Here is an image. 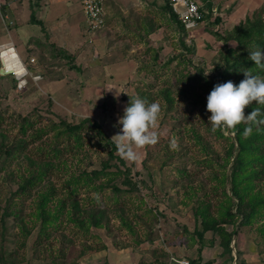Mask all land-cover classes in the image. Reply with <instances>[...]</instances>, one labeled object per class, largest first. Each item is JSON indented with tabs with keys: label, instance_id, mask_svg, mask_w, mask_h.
Segmentation results:
<instances>
[{
	"label": "rangeland",
	"instance_id": "374dc122",
	"mask_svg": "<svg viewBox=\"0 0 264 264\" xmlns=\"http://www.w3.org/2000/svg\"><path fill=\"white\" fill-rule=\"evenodd\" d=\"M46 1L0 0V46L13 41L26 64L32 53L36 57L32 65H26L30 75L23 89L12 74L4 72L0 60V116L5 117L0 144L26 145L19 146L14 159L0 165V264H168L169 258L185 254L195 264H264V205L243 225L242 216L229 224L221 223L218 214L231 207L237 211L234 185L242 194L252 188L246 200L258 189L264 195V177L257 178L246 163L233 171L234 156L228 151L233 141L238 145L235 132L229 127L213 130L206 107L207 96L219 83L217 69L225 64L221 51L237 46L232 34L246 18L264 20V0L238 18L229 17L236 5L233 1L216 12L206 9L203 25L191 32L169 16L167 3L162 11L158 0H141L125 10L127 14L118 10L120 16L114 18L121 32L112 34L113 41L120 44L138 36L134 43L124 44L138 66L129 78L108 90L87 87L92 80V73L84 68L88 58L81 59V69L72 68L78 59L70 46H61V39L71 41L75 52L86 47L63 26L48 30L40 18L29 19L32 24L26 22L24 31L18 32L29 16V3L35 7L32 15L39 16ZM76 1H63L58 7H70ZM138 30L140 35H133ZM34 70L42 71L45 80H38ZM60 78L71 87L63 97L56 88L44 86ZM145 94L151 98L148 102L160 105L154 129L157 141L133 145L135 155L129 158L125 154L128 142L116 136L122 127L118 121L131 98ZM86 116L99 119L106 140L90 129L92 125H87L88 135L80 141L67 135L57 138L50 130L53 123L75 124ZM23 117L34 122L25 132L19 127ZM44 128L41 138L32 135ZM46 162L51 168L42 180L21 192L30 171ZM101 169L104 172L94 176ZM41 191L54 195L42 207L45 218L39 207ZM201 201L206 202L202 204L208 211L205 216L224 232L204 228L205 218L194 211ZM9 203L15 214L4 217ZM95 215L101 218L100 225L92 223ZM237 226L238 234L228 240Z\"/></svg>",
	"mask_w": 264,
	"mask_h": 264
},
{
	"label": "trees",
	"instance_id": "16d2710c",
	"mask_svg": "<svg viewBox=\"0 0 264 264\" xmlns=\"http://www.w3.org/2000/svg\"><path fill=\"white\" fill-rule=\"evenodd\" d=\"M166 6L167 7H165V9L169 11V16L172 19L176 20L182 30H186V27L181 21L178 20V16L172 11L170 5L167 3ZM216 22H221V18L216 17ZM232 37L236 41L237 46L229 47L228 49L221 51L222 55L225 56V64L219 66L217 69L219 72V83L227 82L231 80L232 77H236V81L233 82L239 84L243 79H245L243 70H248L253 74H264V69L257 67L255 65V62L249 59V50H253L257 46L261 49H264V20L252 21L249 18H246L245 24L240 23L238 24V26H235ZM224 48H226V45ZM11 76L13 79H15V76ZM190 78L193 77L189 76L188 79ZM147 96L148 95L146 94L141 95V98L147 101L151 100V98H147ZM50 102L51 104H53V101L51 99ZM254 108L258 109L257 120L264 119V104H256L255 102H253L251 105L245 108V114H249ZM4 118L5 117L0 116V128L3 124ZM87 125H92L90 129L93 128L92 130L97 131L98 136L101 137V139L106 140V135L104 133L105 131L101 122L98 119H94L90 116L81 118V121L75 124H71L67 120H61L58 124L53 123L50 130L55 131L57 138L62 135H67L69 138H72L73 141H80L84 136L88 135ZM248 125L253 126V132L249 136H244V129ZM19 127L21 131L25 132L27 128L34 127V122L31 121L28 117H23ZM228 129L235 132V139L238 142V145H236L235 141H233L230 144V148L228 151L229 155L231 154L232 157L234 156L233 171L239 170L246 163L250 165L252 170H254V174L255 176H257V178L264 177V123H253L252 121H249L247 123L242 122L234 127H229ZM41 133H46V129L44 128L40 131H35L32 135L41 138ZM19 146L22 149L26 145H24L23 143L17 144L15 143V141L13 143L8 142L5 145L0 144V165H4L5 162L14 159L17 156V153L20 151ZM113 149H110L111 155H114ZM251 155H254V157L250 161H246V157H249ZM49 165L50 163L46 162L36 170L30 171V177L25 180V183H23V185L20 187V191L26 192L28 188L36 186L42 180V175L50 170L51 167H49ZM116 168V171L118 172L117 174H119V169L117 166ZM102 172H104V169H101L100 171L95 170L94 176H99V173ZM252 179L254 180L255 178L252 177ZM114 189L115 191H123L119 187H115ZM251 189L252 188H250V190ZM126 190L127 189H125V191ZM250 190H248L247 193L242 194L237 186H233V194L238 198L237 211H233V207L226 209L224 213L218 211V214L221 216V223L233 224L235 222V219L241 216L242 225L247 224L253 220L254 216L256 215V209L264 205V195L262 194L261 189H258V191H256L257 193H253V195H251L246 200L245 198L248 196ZM53 196L54 195L51 194V191L39 192V198H42L41 202L39 203V207L44 208L47 201L51 200ZM226 200H229L230 204L232 203L234 206L236 205L233 199L228 198ZM219 201L217 202L219 203ZM204 203L206 202L201 201V203H199L197 208L194 210L195 215L205 218V229H211L217 232H219L218 230L220 229L221 232H224L226 229L221 228V226L217 227L219 223L216 224V221L214 219L211 221V217L210 219H208L205 216L206 214H208V211L206 209H202V204ZM11 206V203H9V206L4 210V217L9 216L10 214H15V209H12ZM43 208L41 211L42 218H45V209ZM93 220L92 223L96 226L102 223L101 218L97 217L96 215L93 217ZM81 225H85V223L82 221ZM43 227L44 230H46V226L43 225ZM233 234H238V226L237 228L233 229L232 233H230V237L228 238V240L232 237ZM229 244L230 242L226 243L225 245L229 247ZM194 261L195 260L192 261L193 264H195ZM204 264L215 263L213 261H209Z\"/></svg>",
	"mask_w": 264,
	"mask_h": 264
},
{
	"label": "crops",
	"instance_id": "0c3cea01",
	"mask_svg": "<svg viewBox=\"0 0 264 264\" xmlns=\"http://www.w3.org/2000/svg\"><path fill=\"white\" fill-rule=\"evenodd\" d=\"M63 1H69V0H47L42 9L43 11H41V14L39 16L35 14L36 15L35 16L33 13L34 17L32 15V12L33 10H35V7H33L31 3H29V7L30 8L32 7L30 9L29 16L27 20H24L22 23H20V25L22 24L21 25L22 27L21 26L19 27L21 29H18V32L21 33L22 31H24L26 22H29L27 23V25L32 24V22H30L29 19L37 20L38 18H40L39 20L43 21L45 26H47L48 30H50L51 28L53 29V27H60V26H63L65 29H67V31L70 32L71 36L73 38L74 37L77 38L78 42L82 43V46H85L86 49L84 47H81L80 51L75 52L71 41H66L65 39H61L62 40L61 42L63 43V45L61 43L60 44L61 46H65V47L67 44V47L69 48L70 46V48L72 49L71 52L76 54L75 58L78 59L79 63H77L78 64L77 66L73 65L72 68L81 69L82 67L81 59L84 60L88 58V61H84V68H86L87 71L92 73L91 75L92 80L90 79L88 82H86L88 85L87 87L90 89L108 90V88H110L112 84L116 85L117 83H121L125 79L129 78L134 73L135 67L138 66V62L133 56L125 52L126 48L128 49L129 47H126L124 44L126 43V41L128 42L130 41L134 43L135 38H138L136 34L140 35L142 30H138L137 33L136 32L133 33V35L136 36L133 40L131 37L130 39H127L126 41H119L120 44L115 43V41H113L112 36L114 35V33L121 32V27H120L119 21L117 22V17L114 18V16L116 15L120 16L117 14L118 10L125 11L131 5L132 6L140 5L139 2L141 0H106L105 18H106L107 26H105L106 28L104 30L91 32V33L88 31L89 30L88 19H87L85 12L83 11L81 0H77L76 4H73L70 7H66V6L58 7V5H62ZM199 1L201 2L203 6L204 11H206V9L208 10L212 9L215 12L219 8L220 5H225L230 1L236 2V5L233 11L230 12L229 17H232V18L235 16H237L238 18V15L242 14L243 11L245 12L251 8L258 7L261 2V0H199ZM158 2L159 4H161L159 6L163 11V6L164 4L166 5L167 2L165 0H158ZM238 11L239 13H237ZM125 13L127 14V11H125ZM31 15H32V18H31ZM124 17L126 18V15H124ZM207 17L208 16H206V18ZM216 17H219V16H216ZM129 22L132 23L131 21ZM202 22L203 21H201L194 27L195 30L201 27V25H203ZM142 26L146 30L145 25H142ZM191 30L193 29H190L188 31L191 32ZM149 31L151 32L152 30H150L149 28ZM58 40H60V37L58 38ZM14 46L17 50V46L15 44ZM18 54L20 56L19 52ZM33 55H34L33 53L32 55H30V62L36 61V57ZM30 62L28 64H26L25 62L24 63L28 66V65H32ZM34 71L35 72L38 71L37 73L42 75V77L38 80H42V79L43 81L45 80L44 79L45 76H43L42 71L40 70H34ZM94 75H96V77ZM65 82H66L65 78H60L59 80H56V81H47L45 82L44 86L50 87L52 89L56 88L60 94L59 96L63 97L65 93L71 88ZM47 94H49V98L52 101L55 100L51 94V91H48ZM187 255L188 257H191L189 254H185L181 256L177 255V257L184 258V257H187ZM192 258H195V257H192ZM167 261H168V264H176L175 262L170 260V258Z\"/></svg>",
	"mask_w": 264,
	"mask_h": 264
},
{
	"label": "clouds",
	"instance_id": "9594fccd",
	"mask_svg": "<svg viewBox=\"0 0 264 264\" xmlns=\"http://www.w3.org/2000/svg\"><path fill=\"white\" fill-rule=\"evenodd\" d=\"M249 59L255 65L264 69V49L255 47L249 50ZM245 79L239 84L229 80L214 85L207 96V110L211 113L208 120L212 129L218 127H234L240 123H264V119L257 120L258 109H253L245 114V108L253 102L264 104V76L253 74L243 70ZM160 113L158 102H148L143 98H131L130 104L124 109V114L119 118L118 123L122 126L120 133L116 136L127 141L126 155L132 158L135 152L132 146L137 147L147 144H154L157 141V134L154 129L157 127ZM253 132V126L245 127L243 135L249 136ZM191 261V260H190ZM192 263V261H191Z\"/></svg>",
	"mask_w": 264,
	"mask_h": 264
},
{
	"label": "built area",
	"instance_id": "2783aa9c",
	"mask_svg": "<svg viewBox=\"0 0 264 264\" xmlns=\"http://www.w3.org/2000/svg\"><path fill=\"white\" fill-rule=\"evenodd\" d=\"M172 11L178 16L179 20L184 24L187 30L194 28L198 23L203 20L204 10L201 2L199 0H165ZM83 11L85 12L88 19V28L89 32H96L104 28L106 25V10L105 4L106 0H81ZM12 23V22H11ZM6 46H11L13 49H16L14 43L11 41L7 44L0 46V60L2 62V68L5 73L12 74L17 79V86L19 89H23L28 84V75L30 71L27 68L26 64L22 61L19 56L21 63L25 68V72L21 75H18L16 71L8 70L4 65V51ZM38 74V73H37ZM37 79L42 77L41 74L36 75ZM173 262L176 264H193L187 258L178 259L172 257Z\"/></svg>",
	"mask_w": 264,
	"mask_h": 264
},
{
	"label": "bare ground",
	"instance_id": "6f19581e",
	"mask_svg": "<svg viewBox=\"0 0 264 264\" xmlns=\"http://www.w3.org/2000/svg\"><path fill=\"white\" fill-rule=\"evenodd\" d=\"M4 65L6 68H8V70L16 71L18 75H21L25 72V68L19 59V54L17 50L13 49L11 46L5 47Z\"/></svg>",
	"mask_w": 264,
	"mask_h": 264
}]
</instances>
